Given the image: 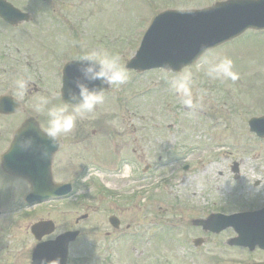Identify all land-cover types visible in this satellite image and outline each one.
<instances>
[{"label":"flooded vegetation","instance_id":"af4514ba","mask_svg":"<svg viewBox=\"0 0 264 264\" xmlns=\"http://www.w3.org/2000/svg\"><path fill=\"white\" fill-rule=\"evenodd\" d=\"M101 13L100 0H0V264H30L31 253L37 243L32 226L43 219L53 221L56 235L69 230L79 231L69 244L68 264H81L80 256L70 257V252L83 248L84 220L77 215L69 216L67 209L59 215L51 214L52 206H66L68 196L50 197L39 203L27 197L35 181L42 184L39 187L49 189L53 186L52 180L54 184H70L72 195L88 188L100 190L102 186L110 198L109 190L116 188L109 178L115 176L120 166L128 171L124 174L125 181L118 187L126 190L125 197L130 200H137L140 196L141 206L139 213L135 214H139L140 219L137 225L125 223L124 209L114 202V198H103L94 205V212L102 209L106 215L119 219V226L114 228L108 216L101 222L94 217L92 249L96 264L110 263L109 252L115 238L120 235L132 238L134 245L131 249H140L139 258H143V262L146 259L144 264H148V257L144 258L146 249L151 246L163 248L165 242L177 252L174 258L184 264H191V254L212 252L211 249L214 253L246 250L234 245L237 240L231 224L221 229L213 221L215 218L207 219L211 214H228L242 207H257L264 200V175L255 177L252 186L241 182L235 190L216 188L218 198L207 202V190L212 189L208 184L207 168L190 165L180 170L179 166H174L179 153L166 151L170 159H163L160 153L164 150H149L143 134L133 135V138L128 136V139L119 135L114 139L101 133L105 128L101 127L99 105L93 113L77 117L73 131L65 135L56 147H51L44 134H37L36 122L43 132L47 127L46 113L37 112L34 107L41 98L49 101V108L65 106L69 112L74 111L71 104L63 102L62 74L67 63L77 62L83 52L90 50H106L115 54L114 31L110 22L103 23L101 27ZM124 44L131 45V41L126 39ZM77 67L78 64H72L68 73L72 82L79 75ZM19 79L28 82L22 96L18 95L15 86ZM74 90L71 87L69 92ZM21 130L25 133L16 134ZM22 136H32L37 139V145L49 146L48 158L39 160L42 166L38 167V175L34 174L37 168L33 159L35 152L21 151L18 146ZM165 164H170L169 170L172 171L161 183L166 187L160 193L161 198L169 194L172 199L164 203L162 198L157 204V210L171 212V219L157 220L161 232L164 228L170 231L163 239L156 233V224L149 223L146 195L148 185L152 184L150 180L160 178L155 174ZM224 168L235 182L243 178L245 167L240 165L237 174L231 166ZM225 171L221 169L216 173V181L223 183L227 178ZM88 173L91 177L84 176ZM198 186L203 189L205 205L202 206L191 199ZM251 188L253 192L249 191ZM102 201L106 202L104 207ZM36 209L42 213H36ZM207 209L214 213L207 212ZM196 220L204 223L199 224ZM149 230L152 231L150 237ZM55 234L45 236L41 241L54 238ZM179 252L184 253L182 258ZM254 252L257 255L247 264L264 261V254H260L264 249L255 247ZM204 261L207 264V259Z\"/></svg>","mask_w":264,"mask_h":264},{"label":"rangeland","instance_id":"374dc122","mask_svg":"<svg viewBox=\"0 0 264 264\" xmlns=\"http://www.w3.org/2000/svg\"><path fill=\"white\" fill-rule=\"evenodd\" d=\"M204 1L207 2V0ZM173 2L177 1L115 0V5L112 2L108 3L107 10L100 15L99 21L115 23V41L121 37L130 38L129 40L133 41L136 37L141 36L150 19L164 8V3ZM199 5L202 4L190 3L178 7ZM119 23H127L130 28H125ZM248 35L250 34L206 53L194 65L182 70L191 71L193 74V93L198 106L192 109L187 108L181 98L170 90L164 71L158 70L141 74L128 71L127 83L119 88L110 87L104 102L100 105L103 106L102 110L106 120L103 133H111V136L115 134H134L135 136L143 134L147 138L148 147L151 150L163 148L171 151L174 147L187 152L186 160L191 165L199 169L207 168L208 184L212 186V189L207 190L210 197L217 195L216 188L235 190L241 182L242 185L252 184L255 177L264 175V141L250 133L247 126V120L250 117L264 115V44L259 48L251 46L250 44L255 45L257 41L250 43ZM260 35H262L261 38H264V33ZM136 45L131 47V51H133L130 55L135 51ZM116 49L117 47H115ZM223 57H228L233 61L234 70L239 74V78L235 82L212 80L198 67L204 60H218ZM120 62L124 65L125 60L121 59ZM167 74L171 77L175 73ZM248 89L251 92L246 91ZM139 118L143 119L142 123L146 122L147 130L142 126ZM155 122L158 125H155L154 131H151L152 125L149 123ZM169 123L174 124L172 126L175 127L174 130L168 131L171 129L168 127ZM172 139L175 140V143L170 141ZM226 155H230L228 160L225 159ZM231 159L243 160L242 166L245 167L243 178L237 183L228 176V171L224 168L226 164L230 165ZM251 166L254 167L249 170L247 167ZM221 169L226 170L227 173V178L223 183L216 181L215 178L216 173ZM160 173L161 171L156 173L157 176L161 175L158 180H151L153 188L164 187L161 183L165 181V175ZM109 180L117 188L118 191H116L119 194L126 191L118 187L120 182L125 181L120 174L116 173ZM156 181H160V183L155 185ZM151 185L149 184V186ZM202 190L200 186L196 187L194 197H191L199 206L205 201L204 195L201 193ZM152 191L158 193L156 189H152ZM249 191L253 192L254 189L251 188ZM208 194L207 200L209 199ZM78 195L76 203L69 200L68 206L51 207V214H62L65 209L69 215H80L88 210L92 212V206L98 202L96 191L93 189L80 190ZM121 197L119 195L113 198L116 201ZM165 199H168V195ZM129 205L132 210L124 212V219L129 218L130 222L137 225L135 220H138L139 217L132 216L134 211L139 209L140 204L138 200H131ZM157 213V216H149V223L156 224L155 226L158 225L157 220L167 219L170 215L168 212L158 210ZM93 217L101 222L104 219V211H95L84 221V236L82 237L84 251L81 253L84 260L82 264H92V253L90 248L85 247V243L90 242L92 238V235L89 234L90 237H88L86 232L91 231ZM149 232L151 233V231ZM169 234L170 231L163 230L161 237L164 239ZM124 243H127L126 236H121L119 239L118 236L116 237L115 244L109 252V264L133 263L131 256L122 251L121 246ZM127 245L132 244L127 243ZM211 250L213 252V249ZM156 251L157 258L154 256ZM139 252L140 249L137 252L131 251L135 258L134 263L144 264L146 259L143 262V258H137ZM175 253L177 252L172 247L169 248L167 243H164L163 249L155 247L146 249L144 258L148 257L147 261H150L151 264H155L156 261V264H179L174 258ZM178 255L182 258L184 253L179 252ZM213 255L217 256L215 264H242L257 254L250 253L248 256L236 252L230 254L229 252L220 254L194 253L191 254V264H203L204 258L207 259V264H211L210 257ZM182 264L184 263L182 262Z\"/></svg>","mask_w":264,"mask_h":264},{"label":"water","instance_id":"95a60500","mask_svg":"<svg viewBox=\"0 0 264 264\" xmlns=\"http://www.w3.org/2000/svg\"><path fill=\"white\" fill-rule=\"evenodd\" d=\"M247 28H264V0H224L202 9L164 11L152 20L126 67L138 71L164 67L175 71L192 64L204 51L234 38ZM64 84L65 88L71 84L66 72ZM64 96H69V92L64 90ZM65 100L68 101V97ZM250 125L258 135L264 136V117L252 118ZM34 158L37 167L34 173L38 174L41 166L38 152ZM37 185L30 195L32 199L61 192L59 188L38 189ZM239 216L238 221L243 218L247 222L236 226L237 242L250 248L255 244L264 247V213ZM72 236V233L62 234L54 242L38 244L33 263L40 264L41 259L46 258L49 264H64L66 243Z\"/></svg>","mask_w":264,"mask_h":264},{"label":"clouds","instance_id":"9594fccd","mask_svg":"<svg viewBox=\"0 0 264 264\" xmlns=\"http://www.w3.org/2000/svg\"><path fill=\"white\" fill-rule=\"evenodd\" d=\"M79 73L73 79L74 91L68 97L73 112H69L65 106L47 107L49 101L41 98L36 104L37 112L46 113L47 127L44 135L51 142V147H56L63 141V137L73 131L77 123V117L93 113L98 105L105 99V86L121 87L129 79L127 68L121 64L120 57L106 50L85 51L78 58ZM210 79L235 82L239 78L238 72L234 70L233 61L228 57L218 60H204L198 66ZM170 71V70H169ZM170 90L189 109L198 106L193 93V74L191 71L177 72L171 77L165 72ZM97 81L99 83H97ZM18 95H23L28 87L24 79L15 81ZM21 151L38 152L41 159H47L50 151L49 146L37 145L32 136H22L18 142ZM40 264H49L46 258H42Z\"/></svg>","mask_w":264,"mask_h":264}]
</instances>
